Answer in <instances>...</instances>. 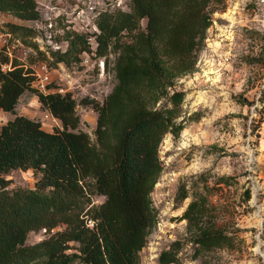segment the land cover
Listing matches in <instances>:
<instances>
[{"label":"trees","instance_id":"16d2710c","mask_svg":"<svg viewBox=\"0 0 264 264\" xmlns=\"http://www.w3.org/2000/svg\"><path fill=\"white\" fill-rule=\"evenodd\" d=\"M221 4L126 0L124 10L98 14L96 32L67 33V49L50 50L55 64L80 62L92 34L98 56L115 54L108 94L102 101L80 100L97 113L94 142L80 128L71 93L38 92L22 68L0 69V110L13 114L0 126V264H140L139 253L158 218L151 193L163 170L160 144L185 127L184 92L176 83L194 71L211 13ZM0 12L23 21L41 19L36 0H0ZM10 31L31 39L36 34L23 24H12ZM32 48L38 51L33 41ZM38 55L46 59L43 52ZM28 90L59 128L47 131L40 121L15 112ZM13 169H32L38 176L34 187L8 188L4 174ZM245 194L248 199V189ZM177 195L184 200L186 188L179 187ZM93 196L104 199L94 204ZM180 217L188 236L162 249L158 264H179L185 243L193 246L192 258L233 248L234 238L216 224L202 192ZM41 229L45 238L26 243L29 232Z\"/></svg>","mask_w":264,"mask_h":264},{"label":"rangeland","instance_id":"374dc122","mask_svg":"<svg viewBox=\"0 0 264 264\" xmlns=\"http://www.w3.org/2000/svg\"><path fill=\"white\" fill-rule=\"evenodd\" d=\"M65 2L56 0L55 4L61 7ZM40 11L44 19L46 14L42 8ZM211 17L194 71L176 83V88L184 92L185 127L176 138L166 134L160 144L163 170L151 193L158 218L139 253L140 264H158L162 249L174 240H185L186 221L180 216L198 192L213 206L216 224L234 238V246L192 258L193 246L185 243L178 253L179 264H264V220L260 224L254 214L249 178L254 174L264 185V137L259 132L264 127V0H223ZM28 22L0 12V25L8 31L12 24L38 26ZM141 24L144 26L145 20ZM12 33L24 40V48L18 47L20 52L32 48L30 36L21 31ZM27 54V60H47L50 68L57 70L48 87H63L72 94L80 128L94 142L97 113L80 100L87 96L102 101L108 94L115 82V54L102 56L103 74L96 65L87 68L77 62L63 64V69L51 59L29 51ZM66 72L74 79L72 87L60 79ZM15 112L40 121L47 131L60 127L58 120L44 118L46 111L33 91L19 97ZM12 117V113L0 110V126ZM4 176L10 180L8 188H33L38 177L32 169H13ZM221 177L228 179L221 181ZM181 186L186 188L187 197L179 201ZM103 199L93 196L92 203ZM47 235L44 229L31 231L26 243Z\"/></svg>","mask_w":264,"mask_h":264},{"label":"built area","instance_id":"2783aa9c","mask_svg":"<svg viewBox=\"0 0 264 264\" xmlns=\"http://www.w3.org/2000/svg\"><path fill=\"white\" fill-rule=\"evenodd\" d=\"M55 1L56 0H36L41 19L34 21L38 26L34 27L36 34L32 37V41L36 43L38 51L43 52L48 59H51L50 50L64 51L67 49L69 39L64 38L67 33L69 37H72L74 34L86 31H90L91 33L96 32L95 18L98 14L102 12H112L118 9L124 10L126 8V0H67L65 6L61 7L57 6ZM40 8H42L44 14H46L44 19L41 15ZM88 43L89 47L81 53L79 64L87 68H92L96 65L99 74H103L104 57L97 55L95 39L92 34L88 38ZM18 47L24 48L21 40L15 37L11 31L2 28L0 25L1 71L7 72L15 67H20L32 76V86L38 92H68V90L63 87H48V85L53 82L52 74L56 73L57 70L55 68H50L47 60H27V52L29 51L34 55H38L37 50L28 48V50L20 52ZM56 65L64 69L62 63H57ZM60 79H65L69 87L74 85L73 77L67 72L63 77H60ZM44 118L53 121L57 120L49 112H45ZM259 132L263 134L264 137V127L263 130ZM249 178L251 179V201L252 205L255 207L254 214L261 224L264 220V185L259 183L258 178H256L254 174ZM88 225L92 226L93 223L88 221Z\"/></svg>","mask_w":264,"mask_h":264}]
</instances>
